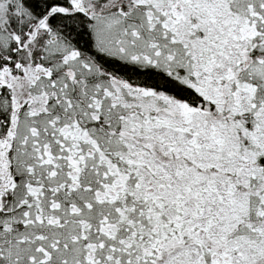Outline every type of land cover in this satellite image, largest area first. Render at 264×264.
<instances>
[{
  "label": "snow or ice",
  "instance_id": "snow-or-ice-1",
  "mask_svg": "<svg viewBox=\"0 0 264 264\" xmlns=\"http://www.w3.org/2000/svg\"><path fill=\"white\" fill-rule=\"evenodd\" d=\"M0 264H264V0H0Z\"/></svg>",
  "mask_w": 264,
  "mask_h": 264
}]
</instances>
